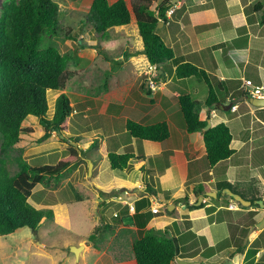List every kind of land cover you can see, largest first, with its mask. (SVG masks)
<instances>
[{
	"label": "crops",
	"instance_id": "1",
	"mask_svg": "<svg viewBox=\"0 0 264 264\" xmlns=\"http://www.w3.org/2000/svg\"><path fill=\"white\" fill-rule=\"evenodd\" d=\"M107 1L112 4L117 0ZM124 1L131 14L130 22L114 29H122L132 41L124 51V64L117 61L120 64L117 69L124 65L126 96L121 102L107 92L102 97L101 106L106 104L103 113L102 108L98 110L115 128L109 125L108 130L98 128L86 133L100 136L99 141L95 139L87 149L77 151L78 162L58 179L50 178L41 185L60 180L64 173L73 171V167L78 168L84 161L89 181L85 184L95 193L93 199L97 196L100 199L95 206L101 222H96L93 229L104 224L108 229L103 233L116 231L117 227L107 222L103 208L122 193V213L131 222L129 233L132 229L138 234L149 228L167 229L169 236L179 240L185 255L171 264H228L229 261L264 264V210L259 205L240 206L226 190L220 193L216 189L217 184L227 182L248 193L258 191L264 204V107L251 104L253 99L245 86V81H250L253 87H264V0H176L175 3L168 0L171 6L165 13V22L158 24L156 34L171 49L173 57L157 66H151L141 53L143 44L130 0ZM163 1L156 0L152 10ZM183 64L202 71L207 83L195 77H176V68ZM150 73H156L152 87L148 84L152 76L147 79L141 76ZM210 91L217 103L211 108L202 105L199 119L210 127L225 124L231 135L232 150L229 158L214 166L206 161L201 133L185 130L177 105L181 95L203 104ZM53 92H56L53 101L62 94ZM72 109L75 112L73 106ZM127 120L141 125L165 123L168 138L163 142L135 140L126 133ZM50 139L51 136L32 153L46 154L50 146L54 147L47 144ZM126 149L133 155L128 168L112 171L108 153ZM45 165L44 162L32 167ZM85 184L78 183V186ZM200 185L206 186L214 197L196 194L195 189ZM199 197L202 202L198 205ZM89 198L76 196L74 202L56 201L45 209L52 211L51 222L65 226L70 219L69 208L86 203ZM103 233L97 235L96 241H89L87 236L85 243H81V238L73 244L82 246L76 260L90 250L95 254L94 264L115 261L116 256L107 255L104 252L107 248L103 250L97 242ZM222 243L224 246L218 249L216 246ZM116 254V260H120L118 250L113 253Z\"/></svg>",
	"mask_w": 264,
	"mask_h": 264
},
{
	"label": "trees",
	"instance_id": "2",
	"mask_svg": "<svg viewBox=\"0 0 264 264\" xmlns=\"http://www.w3.org/2000/svg\"><path fill=\"white\" fill-rule=\"evenodd\" d=\"M155 2L156 0H130L131 12L136 19L143 44L141 53L146 56L151 66H157L173 57L171 49L165 46L156 34L158 24L166 20L165 13L171 4L168 0H164L152 10L151 7ZM130 15L124 0H117L112 4L107 0H92L87 19L96 32L104 34L114 27L128 25ZM61 34L58 6L52 0H6L2 4L0 13L1 149L7 150L18 144L21 135L33 133L30 128L22 126L29 116L37 118L43 129V135L36 140L37 144L47 140L52 133H56L60 142L67 143L69 147L68 155L54 165L32 167L25 162L20 163L18 172L13 176H9L0 166V237H6L23 228L29 229L35 236L43 220L51 221L53 214L50 209H36L28 199L37 185L45 183L50 178L58 179L79 160L76 145L84 138L71 139L63 134L64 123L73 111L65 94H60L55 100L52 117L47 116V91L64 90L70 77L66 70L67 56L61 55L51 45H45V38L60 37ZM65 36L69 37V35ZM104 59L111 62L112 70H116L120 65L107 57ZM175 76L195 77L207 83L204 73L189 64L178 66ZM216 103L211 91L203 104L188 95H181L177 99L185 130L188 133L199 132L202 135L205 158L209 166H214L232 154L229 147L231 135L227 126L220 123L210 127L206 121L199 119L202 105L211 108ZM125 129L129 137L138 141L163 142L168 138L165 123L141 125L127 120ZM107 158L112 171H124L128 168L133 155L129 149H126L121 153L110 151ZM216 187L220 193L230 190L234 195L251 202L253 207H258V202L261 200L258 191L248 193L227 182L219 183ZM208 191L204 185L195 189L196 194H204ZM106 229L108 226L104 224L96 226L88 240H95L97 235ZM179 244L177 238L169 236L167 229L141 230L139 237L131 246L134 263L171 264L185 255L183 254L185 249ZM222 246L223 243L216 247L219 249Z\"/></svg>",
	"mask_w": 264,
	"mask_h": 264
},
{
	"label": "rangeland",
	"instance_id": "3",
	"mask_svg": "<svg viewBox=\"0 0 264 264\" xmlns=\"http://www.w3.org/2000/svg\"><path fill=\"white\" fill-rule=\"evenodd\" d=\"M4 1L6 0H0V13ZM52 1L58 6V19L62 28V36L45 38V45H51L61 55L67 56L66 70L70 77L66 82L65 90H61V93L69 98L75 112L65 121L63 134L68 135L71 139L84 138L82 142L76 145V150L79 151L87 149L92 141H96L95 139L99 141L100 136L86 133L98 128L108 130L106 126L111 125L109 118L98 114V110L102 108L103 113L106 106V104L101 106L103 95L109 92V95H113L114 98H119L121 102H124L126 96L124 93V65L116 71H112L111 64L106 62L104 57L111 59V61H121L124 64V51L129 49L132 41L127 39L122 29L112 28L104 34L94 30L87 19L92 0ZM65 35H69V37ZM152 75L153 73L150 75L142 74L141 76L147 79ZM54 93L56 92L49 91L46 93L47 116L49 118L54 112L55 100H52ZM113 97L112 99H114ZM80 103L84 104L80 105ZM22 126L30 128L33 133L21 135L20 142L7 150L1 149L2 138L0 136V166L6 170L9 176L18 172L20 163L25 162L34 166L45 162L47 165H53L68 155L69 145L60 142L56 133H53L47 142V144H53L54 147L49 145L46 154L32 153L39 145L36 144V140L43 135V129L39 125L38 119L33 116H29ZM114 128L115 126L112 124L111 129ZM26 152L31 155L27 154L29 156H26ZM28 159L29 162H27ZM84 163L83 161V165L78 168L75 166L73 171L64 173L60 180H51L35 188L30 203L37 206L38 209H45L48 204L56 201L74 202L76 196L91 197L90 200L86 203L72 205L69 208L70 219L65 226L43 220L35 236L29 229L23 228L6 237H0V264H94L95 254L90 250L77 260L74 254L70 253V247L81 238V243H85L96 222L98 224L101 222L95 206L97 200L100 201V199L97 196V199L94 200L95 193L92 194L89 191L88 183L85 184L89 181ZM62 178L63 181L61 182ZM78 183H83L85 186L80 187ZM117 198L115 201L106 203L107 207L103 208L107 222L116 226L117 229L103 233L97 242L103 250L107 248L109 253L104 251L107 255L117 257V254L113 255V253L116 250L120 252V260L118 258L116 260L115 257V261L110 262L111 264H135L131 246L139 234L138 232L135 233L132 228L131 233H129L128 226L131 222L122 213L124 194L121 193Z\"/></svg>",
	"mask_w": 264,
	"mask_h": 264
},
{
	"label": "water",
	"instance_id": "4",
	"mask_svg": "<svg viewBox=\"0 0 264 264\" xmlns=\"http://www.w3.org/2000/svg\"><path fill=\"white\" fill-rule=\"evenodd\" d=\"M172 2L175 3L176 0H172ZM251 104L253 106H255V107H264V98H262V99H253L251 101ZM88 165H89V167H88V173L90 174L91 173V163L89 162ZM226 192H227V194L230 197L234 198V200L237 201L239 204H241L243 207H250L251 206V202L244 200L243 198H241L238 195H234L230 190L227 189ZM206 194L208 196L214 197V194L211 193V192H208ZM201 202H202V197H199L198 205ZM258 205L264 210V204L261 201L258 202ZM81 249H82V246H79V247L72 246V247H70V252H72L75 257H78L79 252H80ZM182 263H185V262L182 261ZM228 264H232V263L229 261Z\"/></svg>",
	"mask_w": 264,
	"mask_h": 264
},
{
	"label": "built area",
	"instance_id": "5",
	"mask_svg": "<svg viewBox=\"0 0 264 264\" xmlns=\"http://www.w3.org/2000/svg\"><path fill=\"white\" fill-rule=\"evenodd\" d=\"M154 77V74L152 75V78ZM152 78L149 79V86H153V80ZM246 86V92L249 97L252 99H262L264 98V87H253L250 81H245ZM235 108V107H233Z\"/></svg>",
	"mask_w": 264,
	"mask_h": 264
}]
</instances>
